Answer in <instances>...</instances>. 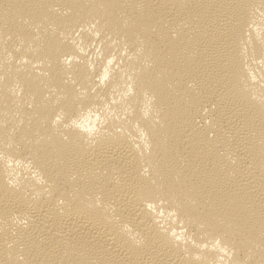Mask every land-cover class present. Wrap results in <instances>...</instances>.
<instances>
[{"label": "bare ground", "instance_id": "1", "mask_svg": "<svg viewBox=\"0 0 264 264\" xmlns=\"http://www.w3.org/2000/svg\"><path fill=\"white\" fill-rule=\"evenodd\" d=\"M0 264H264V0H0Z\"/></svg>", "mask_w": 264, "mask_h": 264}]
</instances>
